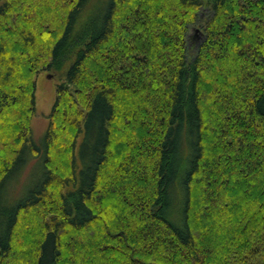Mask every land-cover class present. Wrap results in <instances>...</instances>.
Masks as SVG:
<instances>
[{
	"label": "trees",
	"instance_id": "16d2710c",
	"mask_svg": "<svg viewBox=\"0 0 264 264\" xmlns=\"http://www.w3.org/2000/svg\"><path fill=\"white\" fill-rule=\"evenodd\" d=\"M90 1L0 0V264H264V0Z\"/></svg>",
	"mask_w": 264,
	"mask_h": 264
},
{
	"label": "rangeland",
	"instance_id": "374dc122",
	"mask_svg": "<svg viewBox=\"0 0 264 264\" xmlns=\"http://www.w3.org/2000/svg\"><path fill=\"white\" fill-rule=\"evenodd\" d=\"M106 2L107 0H91L90 6L94 8L99 6L104 9ZM207 13L208 8H204L200 13L201 18H205ZM193 27L194 28L191 29L190 33L195 34V27L200 28V26L194 25ZM198 40L195 39V41ZM68 67L69 64L67 63L62 70L57 73L44 70L37 75V110L32 118V138L34 143L39 147L43 144L44 135L48 126V115L56 100L57 86L65 80ZM41 174L40 163H37L34 154H29L25 165L20 168V170L13 176V179L9 182L5 197L14 201L15 199L21 198Z\"/></svg>",
	"mask_w": 264,
	"mask_h": 264
},
{
	"label": "water",
	"instance_id": "95a60500",
	"mask_svg": "<svg viewBox=\"0 0 264 264\" xmlns=\"http://www.w3.org/2000/svg\"><path fill=\"white\" fill-rule=\"evenodd\" d=\"M195 31H196V33H197V32L199 31V29H197V30L195 29Z\"/></svg>",
	"mask_w": 264,
	"mask_h": 264
}]
</instances>
